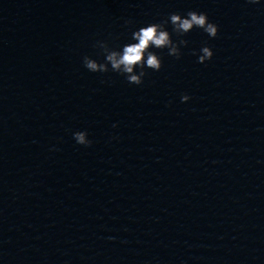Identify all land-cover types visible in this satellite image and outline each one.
Here are the masks:
<instances>
[{
  "label": "water",
  "instance_id": "95a60500",
  "mask_svg": "<svg viewBox=\"0 0 264 264\" xmlns=\"http://www.w3.org/2000/svg\"><path fill=\"white\" fill-rule=\"evenodd\" d=\"M189 10L140 85L83 66ZM0 264H264V0H0Z\"/></svg>",
  "mask_w": 264,
  "mask_h": 264
},
{
  "label": "clouds",
  "instance_id": "9594fccd",
  "mask_svg": "<svg viewBox=\"0 0 264 264\" xmlns=\"http://www.w3.org/2000/svg\"><path fill=\"white\" fill-rule=\"evenodd\" d=\"M251 4H259L262 0H248ZM125 23H128L125 21ZM171 25V32L166 25ZM193 28L203 30L209 38H214L218 32V26L208 19L204 12L189 10L184 14L170 13L166 20L159 23H147L131 31L128 42L118 48L109 47L104 40L95 42L94 47L100 50L103 61H98L85 55L82 58L83 66L93 73H106L112 71L122 75L128 83L140 85L146 75V69L159 71L162 66L161 56L156 50H167L169 56L179 58L181 47L187 45L184 39L173 40L172 33L177 37H183ZM198 63H204L213 56L212 49L202 45L198 52L193 51ZM188 95H181V102H187ZM115 127V124L113 125ZM73 139L79 145L88 146L91 140L86 130H79L72 133Z\"/></svg>",
  "mask_w": 264,
  "mask_h": 264
}]
</instances>
